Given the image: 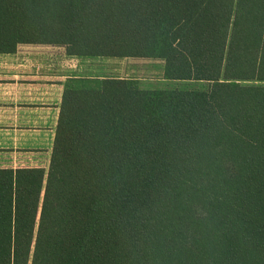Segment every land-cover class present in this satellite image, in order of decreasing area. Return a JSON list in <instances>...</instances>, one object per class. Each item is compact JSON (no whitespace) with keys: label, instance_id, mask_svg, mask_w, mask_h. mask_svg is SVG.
Returning <instances> with one entry per match:
<instances>
[{"label":"trees","instance_id":"trees-1","mask_svg":"<svg viewBox=\"0 0 264 264\" xmlns=\"http://www.w3.org/2000/svg\"><path fill=\"white\" fill-rule=\"evenodd\" d=\"M163 61L68 79L48 168L0 169V264H264V0H0V54Z\"/></svg>","mask_w":264,"mask_h":264},{"label":"crops","instance_id":"crops-1","mask_svg":"<svg viewBox=\"0 0 264 264\" xmlns=\"http://www.w3.org/2000/svg\"><path fill=\"white\" fill-rule=\"evenodd\" d=\"M80 68L79 58L51 45L0 54V169L48 167L64 84Z\"/></svg>","mask_w":264,"mask_h":264},{"label":"rangeland","instance_id":"rangeland-1","mask_svg":"<svg viewBox=\"0 0 264 264\" xmlns=\"http://www.w3.org/2000/svg\"><path fill=\"white\" fill-rule=\"evenodd\" d=\"M52 46V45H51ZM59 47V46H53ZM64 48V47H61ZM65 49V48H64ZM66 52V49H65ZM81 74L79 76L91 77L103 75L107 77L136 79L142 88H171L176 85L163 79V61L123 58V59H80ZM48 168V167H47ZM46 168V169H47Z\"/></svg>","mask_w":264,"mask_h":264}]
</instances>
